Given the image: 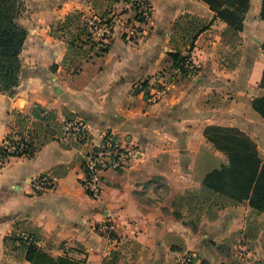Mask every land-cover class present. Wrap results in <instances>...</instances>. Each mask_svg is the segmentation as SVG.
<instances>
[{"label": "crops", "instance_id": "crops-1", "mask_svg": "<svg viewBox=\"0 0 264 264\" xmlns=\"http://www.w3.org/2000/svg\"><path fill=\"white\" fill-rule=\"evenodd\" d=\"M146 1L151 19L131 41L124 31L133 13L121 0L25 1L21 73L17 87L0 93V142L15 133L14 113L30 116L35 107L53 111L60 125L80 122L85 141L66 133L33 158H10L0 169V264H32L18 243L5 245L22 235L44 255L40 264H181L185 255L191 264H234L241 240L249 264H264V211L243 202L213 218L210 205L177 201L201 193L205 176L227 164L205 128L237 129L257 150L264 138V119L251 108L264 69L261 0H250L237 35L200 0ZM77 14L80 21L115 18L103 56L87 45L75 54L56 31ZM254 18L257 25L248 26ZM233 40L239 56L228 47ZM169 53L189 56L196 74L182 75ZM143 82L146 90L135 92ZM157 92L158 102L149 103ZM105 134L128 153L122 169L104 173L93 200L80 185L82 156ZM39 176L55 185L33 195L28 182ZM105 222L113 224L110 241L94 231Z\"/></svg>", "mask_w": 264, "mask_h": 264}, {"label": "trees", "instance_id": "trees-1", "mask_svg": "<svg viewBox=\"0 0 264 264\" xmlns=\"http://www.w3.org/2000/svg\"><path fill=\"white\" fill-rule=\"evenodd\" d=\"M109 2H119V0H107ZM206 4L215 19L223 22L232 34L237 35L243 29V21L250 0H200ZM21 12L15 0H0V93H9L18 86L21 73L20 54L25 42L27 32L19 23L18 19ZM134 17V15H133ZM74 18V20H73ZM259 18L264 22V0H261ZM113 18H107L103 23H111ZM76 21V22H75ZM75 22V23H74ZM85 21H80L79 14L69 15L64 22L60 24L56 31L65 36L68 49L76 52L83 46H88L94 57L103 56L108 51L109 40L98 50H95L96 43L93 41L90 32L84 25ZM72 25L74 33L69 30ZM204 30V29H202ZM201 30V31H202ZM200 31V32H201ZM199 34V32H198ZM191 37L190 49L197 35ZM110 39V38H109ZM133 38H131L132 40ZM261 49L264 52V41ZM167 57L171 61L173 68L177 69L182 75L195 73L184 68V61L189 56H181L179 53H169ZM54 68V67H53ZM146 82H143L135 92L146 90ZM264 88V69L261 75L260 84ZM145 87V89H144ZM252 110L264 119V94L253 99L251 103ZM68 120V119H67ZM70 121V120H68ZM67 122V121H66ZM15 123L19 134L26 132L29 142L25 145L26 158H33L36 151L49 141L56 140L64 133V124H58L56 114L53 111H44L35 107L30 116L21 113H15ZM206 141L212 148L222 153L227 164L222 165L208 173L203 180V192L208 193L206 199L191 192H186L180 196L179 203L183 200L188 202L194 199L197 204L210 205L213 207L211 217H216V211L227 206H236L246 202L255 212L264 211V160L261 159L256 144L244 133L234 128L207 127L203 132ZM82 142V141H81ZM80 142V143H81ZM1 160L8 157L6 152L0 148ZM16 158L21 155H14ZM187 202V203H188ZM210 208V209H211ZM13 241L25 251V260L32 264H40L45 257L33 241L26 243L21 237L6 238L5 245ZM58 264H62L59 261Z\"/></svg>", "mask_w": 264, "mask_h": 264}, {"label": "built area", "instance_id": "built-area-1", "mask_svg": "<svg viewBox=\"0 0 264 264\" xmlns=\"http://www.w3.org/2000/svg\"><path fill=\"white\" fill-rule=\"evenodd\" d=\"M126 9L132 11L134 17L131 25H128L124 32L125 38L131 40L135 33V29L140 26L147 25L152 16V7L146 0H121ZM111 23H103L101 21L85 20L84 25L91 34L93 41L96 43L95 50H98L102 45L106 44L111 37L115 18L112 17ZM184 68L194 71L190 58H187L183 64ZM160 93L151 95L148 99L149 103L154 104L159 100ZM64 133L72 134L78 142L85 141V132L82 124L77 121L64 122ZM29 142L26 132L21 135L17 132L13 136L1 144L0 148L6 152L10 157L1 160L0 164L6 162L10 158H16L14 155H21L24 157L25 145ZM127 151L120 148L111 138L110 135L103 136L102 145L98 148L91 149L88 153L82 156L81 171L83 178L80 185L85 191L86 195L96 200L101 194V182L105 172L109 170L122 169L124 161L127 156ZM1 158V155H0ZM33 195H40L54 188V181L47 176H39L31 179L29 182ZM94 231L107 241L113 238V224L105 222L94 227ZM22 241L29 243L33 241L28 235L20 236ZM35 242V241H34ZM63 250L66 251L67 243H63ZM250 251L247 243L241 240L237 243L235 248V263L234 264H249ZM192 259L189 255L182 258L181 264H191Z\"/></svg>", "mask_w": 264, "mask_h": 264}, {"label": "rangeland", "instance_id": "rangeland-1", "mask_svg": "<svg viewBox=\"0 0 264 264\" xmlns=\"http://www.w3.org/2000/svg\"><path fill=\"white\" fill-rule=\"evenodd\" d=\"M25 1L26 0H15V2H16V4H17V6H18V9H19V11L22 13L23 12V10L25 9ZM253 2L254 1H257V0H252ZM260 19V18H259ZM254 20H256V18H254L253 20H250V22L247 24L248 26L250 25V26H252V25H257V22L256 21H254ZM256 22V23H255ZM261 25H263V24H261ZM125 32V31H124ZM134 35L132 36V38L133 39H136L137 38V36H136V33H133ZM136 36V37H135ZM226 40V39H225ZM129 41V40H128ZM131 41V40H130ZM236 41L237 40H233V42L230 44V45H228V47L231 49V50H234L235 52V54L237 55V56H239V51L238 50H236L237 49V46L235 45L236 44ZM226 42V41H225ZM261 45H262V43L260 44V47H261ZM258 49V48H257ZM259 50V52H261L260 51V49H258ZM228 53H231V51H229ZM262 54H263V56H264V52L262 51L261 52ZM190 58V57H189ZM194 74H196V72L195 73H192L189 77H193L194 76ZM261 79V78H260ZM260 81L257 83V86L255 87V89L258 91V93L262 96L263 94H264V88H262L260 85ZM140 86V85H139ZM138 86V87H139ZM158 102V101H157ZM14 115H15V113H14ZM16 133L17 132H19V130H18V127L17 126H15V130H14ZM7 139H9V138H6V139H4V140H2L1 142H0V146H1V144H3V142L4 141H6ZM259 148H258V153H259V155H260V157H261V159L262 160H264V138H262V141L259 143ZM7 163V161L6 162H3L2 164H0V169L5 165ZM198 196H200V197H202L203 199H206L207 197H209L208 196V193H205V192H201V193H199L198 194ZM178 201V200H177ZM183 201H185V203L187 204V200H183ZM208 211H211L212 213H213V207L211 208V209H208Z\"/></svg>", "mask_w": 264, "mask_h": 264}]
</instances>
